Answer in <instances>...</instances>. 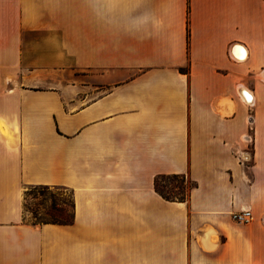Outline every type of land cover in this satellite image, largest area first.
Segmentation results:
<instances>
[{
	"label": "crops",
	"instance_id": "crops-1",
	"mask_svg": "<svg viewBox=\"0 0 264 264\" xmlns=\"http://www.w3.org/2000/svg\"><path fill=\"white\" fill-rule=\"evenodd\" d=\"M0 264H264V0H0Z\"/></svg>",
	"mask_w": 264,
	"mask_h": 264
},
{
	"label": "trees",
	"instance_id": "trees-1",
	"mask_svg": "<svg viewBox=\"0 0 264 264\" xmlns=\"http://www.w3.org/2000/svg\"><path fill=\"white\" fill-rule=\"evenodd\" d=\"M37 187V186H33ZM50 189L47 186H38ZM197 187V182L193 181L186 175H162L158 176L154 181L155 191L165 200L172 202H186L189 198L190 192ZM30 195L26 192V196ZM24 209L32 214L31 223L35 225H68L74 219V206L71 200L70 204L61 202L57 204L52 200V204L44 213L40 210ZM70 209V210H69Z\"/></svg>",
	"mask_w": 264,
	"mask_h": 264
},
{
	"label": "rangeland",
	"instance_id": "rangeland-1",
	"mask_svg": "<svg viewBox=\"0 0 264 264\" xmlns=\"http://www.w3.org/2000/svg\"><path fill=\"white\" fill-rule=\"evenodd\" d=\"M39 39L41 38L40 35L37 36ZM99 78V72L94 71H84V70H77L75 68H70L69 70L63 72L61 75V79L64 81H77L83 80L87 81L89 85L88 94L93 96L96 93H99V90L94 89V85L96 81L95 79ZM99 85V84H98ZM52 85H48L47 87H51ZM248 106V105H247ZM27 192L30 195L25 197V206L26 209L31 211L33 210H40L44 213L45 210H48L52 204V200L55 201L57 204L61 202H66L67 204L71 203V194L66 190H62L60 188H43V187H30L27 189ZM70 210V209H69ZM25 219L28 222L32 221V214L25 210Z\"/></svg>",
	"mask_w": 264,
	"mask_h": 264
},
{
	"label": "built area",
	"instance_id": "built-area-1",
	"mask_svg": "<svg viewBox=\"0 0 264 264\" xmlns=\"http://www.w3.org/2000/svg\"><path fill=\"white\" fill-rule=\"evenodd\" d=\"M249 106H252L253 103H248ZM252 213L250 210H241L239 212H236L232 214V218L237 223H248L252 220Z\"/></svg>",
	"mask_w": 264,
	"mask_h": 264
},
{
	"label": "bare ground",
	"instance_id": "bare-ground-1",
	"mask_svg": "<svg viewBox=\"0 0 264 264\" xmlns=\"http://www.w3.org/2000/svg\"><path fill=\"white\" fill-rule=\"evenodd\" d=\"M245 97V101H246V103L248 102V103H252V96L248 93V92H246V95L244 96ZM247 208V207H246ZM245 208V209H246Z\"/></svg>",
	"mask_w": 264,
	"mask_h": 264
}]
</instances>
